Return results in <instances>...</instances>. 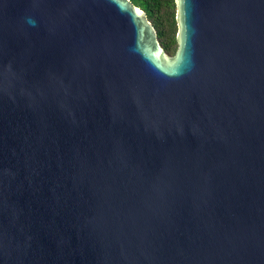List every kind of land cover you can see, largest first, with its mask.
<instances>
[{
    "label": "water",
    "instance_id": "water-1",
    "mask_svg": "<svg viewBox=\"0 0 264 264\" xmlns=\"http://www.w3.org/2000/svg\"><path fill=\"white\" fill-rule=\"evenodd\" d=\"M175 3L0 0V264H264V0Z\"/></svg>",
    "mask_w": 264,
    "mask_h": 264
},
{
    "label": "trees",
    "instance_id": "trees-1",
    "mask_svg": "<svg viewBox=\"0 0 264 264\" xmlns=\"http://www.w3.org/2000/svg\"><path fill=\"white\" fill-rule=\"evenodd\" d=\"M131 2L147 14L165 51L169 54L176 53L178 44L175 0H131Z\"/></svg>",
    "mask_w": 264,
    "mask_h": 264
},
{
    "label": "clouds",
    "instance_id": "clouds-1",
    "mask_svg": "<svg viewBox=\"0 0 264 264\" xmlns=\"http://www.w3.org/2000/svg\"><path fill=\"white\" fill-rule=\"evenodd\" d=\"M25 22L28 23V24L31 25V26H35V25H36V21H35V19L32 18V17H26V18H25Z\"/></svg>",
    "mask_w": 264,
    "mask_h": 264
},
{
    "label": "rangeland",
    "instance_id": "rangeland-1",
    "mask_svg": "<svg viewBox=\"0 0 264 264\" xmlns=\"http://www.w3.org/2000/svg\"><path fill=\"white\" fill-rule=\"evenodd\" d=\"M167 54H168L169 56H171V57H172V56H174V54H175V53H174V54H169V53H167Z\"/></svg>",
    "mask_w": 264,
    "mask_h": 264
}]
</instances>
